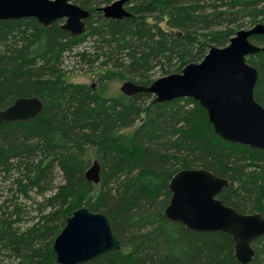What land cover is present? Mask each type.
Masks as SVG:
<instances>
[{
	"label": "trees",
	"instance_id": "1",
	"mask_svg": "<svg viewBox=\"0 0 264 264\" xmlns=\"http://www.w3.org/2000/svg\"><path fill=\"white\" fill-rule=\"evenodd\" d=\"M112 1L74 0L91 12L75 36L63 20H0V109L18 97L43 102L38 116L0 124V193L9 191L0 204V264H58L53 241L82 206L109 218L121 249L79 264H241L231 235L164 215L169 181L181 169H209L234 182L218 195L226 205L264 216V150L222 139L197 101L155 102L110 93L107 84H150L156 68L170 74L199 62L211 45L264 23V0H129L131 17L105 18L97 8ZM251 41L263 45L264 37ZM68 53L89 70L99 66L98 86L70 80ZM247 61L258 69L254 96L264 106V52ZM91 155L102 168L97 184L85 177ZM31 192L42 198L32 199L37 214L21 228L30 210L18 194ZM253 247L248 264H264V236Z\"/></svg>",
	"mask_w": 264,
	"mask_h": 264
},
{
	"label": "water",
	"instance_id": "2",
	"mask_svg": "<svg viewBox=\"0 0 264 264\" xmlns=\"http://www.w3.org/2000/svg\"><path fill=\"white\" fill-rule=\"evenodd\" d=\"M128 1L114 0L97 10L105 18L131 17L126 8ZM90 16L91 12L74 0H0V20L33 17L45 27L63 20L61 27L74 36L86 32ZM255 36L264 37V23L238 29L227 45H211L202 60L186 64L180 72L159 77L150 84L126 80L121 91L128 96L151 94L155 102L180 98L197 101L207 110L209 122L222 139L264 150V106L254 96L259 72L247 61L248 56L264 52V44L251 41ZM42 110L43 102L38 96L18 97L0 109V124L29 120ZM101 170L100 162L94 159L85 173L86 179L99 183ZM232 185L233 181L209 169H181L169 181L171 198L164 215L188 229L231 235L235 258L248 264L256 253L254 240L264 236V216L259 212L241 213L218 198L224 188ZM52 247L58 264H79L120 250L121 242L105 214L82 206L67 217Z\"/></svg>",
	"mask_w": 264,
	"mask_h": 264
},
{
	"label": "rangeland",
	"instance_id": "3",
	"mask_svg": "<svg viewBox=\"0 0 264 264\" xmlns=\"http://www.w3.org/2000/svg\"><path fill=\"white\" fill-rule=\"evenodd\" d=\"M210 1V0H209ZM209 9V8H207ZM162 26L164 28L166 27V22L162 23ZM253 26V24H248L247 26L243 27L245 29L251 28ZM241 29V28H240ZM87 43H84L83 45H86ZM88 45V44H87ZM72 54H67L66 55V62H65V68L66 70L69 71V78L72 81L78 82V83H85L88 84L89 86L92 87H96L98 86V77H99V70L100 68H98L99 66H95V70H89V68L86 65H81L80 63H78L76 60L72 59L71 56ZM168 74H163L162 71L159 68L155 69V72L153 74L152 79H157L159 77L165 76ZM128 79H122V78H117L115 77L113 79V81L111 80L110 83L107 84L108 86V90L110 91V93H117V92H122L121 91V85L123 84L124 81H126ZM153 96V95H152ZM154 97V96H153ZM95 159V157L93 155H91V162ZM60 174H59V179H60ZM9 191L8 188L4 189L2 191V193H0V204L1 201H3L6 196L8 195ZM32 198H26L23 196V194H18V202H21L23 206H26V208L30 211H28L29 216L22 219L21 220V228L26 227L27 225H29L31 222H29L31 220V218L37 214V211L34 210V208H36V205L33 204V200L35 197H39L37 195V193L31 192L30 193ZM42 197H39V201L41 200ZM33 199V200H32ZM33 205V206H32ZM24 223V224H23ZM6 259V258H5ZM11 260L7 259V263L11 264Z\"/></svg>",
	"mask_w": 264,
	"mask_h": 264
},
{
	"label": "flooded vegetation",
	"instance_id": "4",
	"mask_svg": "<svg viewBox=\"0 0 264 264\" xmlns=\"http://www.w3.org/2000/svg\"><path fill=\"white\" fill-rule=\"evenodd\" d=\"M114 1V0H113ZM126 8H127V3H126Z\"/></svg>",
	"mask_w": 264,
	"mask_h": 264
}]
</instances>
